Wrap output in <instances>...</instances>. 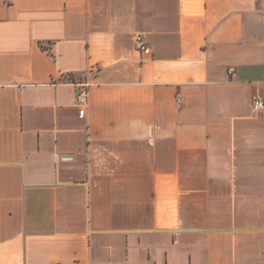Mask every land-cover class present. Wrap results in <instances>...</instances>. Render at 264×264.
<instances>
[{"label": "crops", "instance_id": "0c3cea01", "mask_svg": "<svg viewBox=\"0 0 264 264\" xmlns=\"http://www.w3.org/2000/svg\"><path fill=\"white\" fill-rule=\"evenodd\" d=\"M254 95L264 0H0V264H264Z\"/></svg>", "mask_w": 264, "mask_h": 264}, {"label": "built area", "instance_id": "2783aa9c", "mask_svg": "<svg viewBox=\"0 0 264 264\" xmlns=\"http://www.w3.org/2000/svg\"><path fill=\"white\" fill-rule=\"evenodd\" d=\"M135 46L141 50V51H147L146 42L144 40V37L141 34L135 35ZM230 71L233 70V68L229 69ZM88 86L89 84L86 82H80L77 83V90H76V102L80 105L85 104L88 97ZM181 99V95L177 94V102H179ZM252 106L256 111H260L264 107V100L259 95H254L252 97ZM84 107L79 110V114H84Z\"/></svg>", "mask_w": 264, "mask_h": 264}]
</instances>
